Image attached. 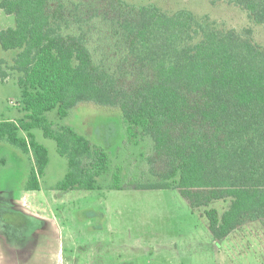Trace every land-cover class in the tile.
Instances as JSON below:
<instances>
[{"label":"trees","instance_id":"1","mask_svg":"<svg viewBox=\"0 0 264 264\" xmlns=\"http://www.w3.org/2000/svg\"><path fill=\"white\" fill-rule=\"evenodd\" d=\"M211 2L240 7L248 26L152 2L0 0L16 17L0 30V44L18 50L10 69L20 73L24 112L0 120V140L32 154L27 190L41 189L49 165L36 128L68 159L55 189L96 190L106 175L108 189L132 185L107 151L47 117L93 102L120 109L129 144L152 142L142 159L154 176L134 188L178 191L218 240L248 222L264 224V44L253 30L264 28V0Z\"/></svg>","mask_w":264,"mask_h":264},{"label":"rangeland","instance_id":"2","mask_svg":"<svg viewBox=\"0 0 264 264\" xmlns=\"http://www.w3.org/2000/svg\"><path fill=\"white\" fill-rule=\"evenodd\" d=\"M155 3L164 11L190 9L228 28L248 26L240 7L212 0H127ZM16 17L0 7V30L14 27ZM264 44V28L255 26ZM18 50L0 44V120L23 116L20 73L10 69ZM97 56V54H96ZM56 127L70 126L114 164L124 168L123 189H108L107 175L96 190L61 191L55 186L68 171V159L55 140L33 130L49 151V165L40 190H27L33 167L31 153L0 140V264H264V224L248 222L228 237L215 239L205 216L193 211L172 189H138L152 180L142 155L151 154V140L127 142L120 109L83 102L67 117L47 113ZM23 135H26L22 132ZM146 174H145V173ZM155 179V178H154ZM156 180V179H155Z\"/></svg>","mask_w":264,"mask_h":264},{"label":"crops","instance_id":"3","mask_svg":"<svg viewBox=\"0 0 264 264\" xmlns=\"http://www.w3.org/2000/svg\"><path fill=\"white\" fill-rule=\"evenodd\" d=\"M33 165H34V162H33Z\"/></svg>","mask_w":264,"mask_h":264}]
</instances>
